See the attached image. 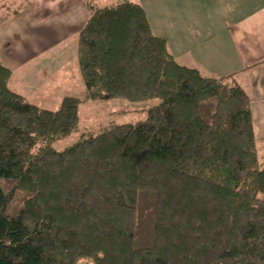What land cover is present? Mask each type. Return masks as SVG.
<instances>
[{
    "label": "trees",
    "instance_id": "obj_1",
    "mask_svg": "<svg viewBox=\"0 0 264 264\" xmlns=\"http://www.w3.org/2000/svg\"><path fill=\"white\" fill-rule=\"evenodd\" d=\"M86 100L161 103L55 150L79 129L10 88L0 63V264H264V165L251 100L176 62L130 0H84Z\"/></svg>",
    "mask_w": 264,
    "mask_h": 264
},
{
    "label": "crops",
    "instance_id": "obj_2",
    "mask_svg": "<svg viewBox=\"0 0 264 264\" xmlns=\"http://www.w3.org/2000/svg\"><path fill=\"white\" fill-rule=\"evenodd\" d=\"M0 1L10 3L9 11H0V37L7 40V45L0 44V63L12 71L11 90L42 109L57 110L64 97H74L68 87L70 75L68 83L57 82L49 87L56 94L33 96L35 100L31 102L24 88L25 79L46 59L36 62L25 77L15 74L30 57H43L46 51L56 49L78 35L87 19L84 0H26L31 6L29 14L37 19L36 25L45 28L41 33L25 27L28 25L25 21L23 27L5 31L4 21L14 9H18L14 17H22L26 12L22 11V0ZM92 1L110 6L107 3L123 0ZM130 1L141 5L153 34L166 40L169 52L178 64L196 69L207 77L234 74L233 82L251 100L254 136L259 153H264V0ZM13 20L15 22V18ZM54 96L56 102L53 105L40 102L43 97Z\"/></svg>",
    "mask_w": 264,
    "mask_h": 264
},
{
    "label": "rangeland",
    "instance_id": "obj_3",
    "mask_svg": "<svg viewBox=\"0 0 264 264\" xmlns=\"http://www.w3.org/2000/svg\"><path fill=\"white\" fill-rule=\"evenodd\" d=\"M22 2V11L26 13H23L22 17H14V12L18 11V9H14L12 15L7 16L6 20L4 21L5 31L9 32L14 27L21 28L23 27L25 21L28 23V25H25V27L29 28L31 31L36 33L43 32L45 28L42 27V25H36L37 19L33 18L34 15L31 16L29 14L31 10L29 3L26 0H22ZM7 3L8 2L0 1L1 12L9 11L8 6L10 3ZM96 4L100 8L107 6L102 4L101 1L97 2ZM107 4L113 5L116 3L110 2ZM14 18L15 22L13 20ZM19 38H22V36H19ZM69 39L70 40H67V42L58 45L56 49L53 48L46 51L43 57H30L28 60L22 63V67L20 70L16 71L15 74V76L25 77V74L31 72L30 70L36 62L40 61L41 58L46 59L44 62L38 64V67L43 68L45 73L43 70H39V68L36 67L28 79H25L24 88L26 90V94L28 95V100L31 102L35 100L34 97L37 98L41 94L42 96L46 94H52L53 92L49 89V87H53V84L57 82L60 84H62V82L68 83L69 75L71 76V84L68 86L69 91L72 92V95L75 98H78L80 101H82L79 107V129L69 137L58 140L53 144V148L58 151L79 142L82 138V135H87L88 133L97 134L100 129L111 124H135L144 121L147 116V111L161 103V101L158 99L144 102H129L123 99H113L108 101L86 100V90L76 61L77 35H74ZM1 43H3V45H7V40L4 41V38L0 37V44ZM39 72H42V74ZM44 74H46L48 78L45 77ZM53 94H56V91H54ZM40 102H42V104L47 102L53 105L56 102V99L55 96L54 98L43 97ZM259 165H264L263 152L259 153Z\"/></svg>",
    "mask_w": 264,
    "mask_h": 264
}]
</instances>
